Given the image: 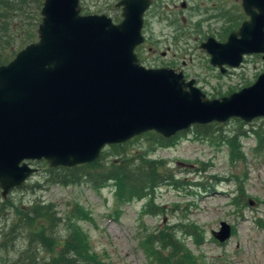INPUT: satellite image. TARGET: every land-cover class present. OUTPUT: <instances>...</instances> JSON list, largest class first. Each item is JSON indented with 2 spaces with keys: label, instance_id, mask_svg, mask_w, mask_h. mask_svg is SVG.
I'll use <instances>...</instances> for the list:
<instances>
[{
  "label": "water",
  "instance_id": "95a60500",
  "mask_svg": "<svg viewBox=\"0 0 264 264\" xmlns=\"http://www.w3.org/2000/svg\"><path fill=\"white\" fill-rule=\"evenodd\" d=\"M150 4L121 0V21L113 23L81 14L79 0L42 1L36 41L0 65L2 198L37 171L27 162L72 167L147 131L170 138L191 125L264 119V72L249 86L208 99L181 72L139 64L133 50L143 42ZM240 7L247 19L225 41L209 37L199 46L221 74L245 55H264V0H240ZM211 235L222 243L230 226L220 222Z\"/></svg>",
  "mask_w": 264,
  "mask_h": 264
},
{
  "label": "rangeland",
  "instance_id": "374dc122",
  "mask_svg": "<svg viewBox=\"0 0 264 264\" xmlns=\"http://www.w3.org/2000/svg\"><path fill=\"white\" fill-rule=\"evenodd\" d=\"M179 1L156 0L152 15L144 19L141 32L144 49L151 47L156 54L141 61L144 67L168 65L179 70L185 79H193L208 99L238 91L264 72L261 55H246L239 67L221 75L198 48L205 37L222 41L233 28L226 21L225 24L207 21L205 13L208 11L203 13L201 7L225 5L238 24L245 17L240 0H188V9L182 14ZM194 2L199 5L195 10ZM79 4L81 14L104 8L101 0H80ZM172 10L175 12L168 15L167 11ZM217 11L213 9L210 13ZM17 18L16 22H22V18ZM198 27L201 31H191ZM16 33L10 31L13 37ZM162 52L165 56L161 59ZM262 123L261 118L249 123L229 119L223 124L212 123L214 125L206 132L191 127L174 136L168 147L156 148L148 155L149 159L163 162L161 168L167 171L171 182L160 183L152 193L124 203L116 202L112 181L101 182L95 188L84 182L65 187L49 184L46 163L27 162L37 171L23 188H15L2 200L8 201L11 208L0 213V238L15 217L13 210L18 207L25 208L30 202L40 201L52 204L58 214H64L74 211L72 207L76 204L82 216L71 212V223L76 222L86 235L88 247L98 256L100 264H155L145 239L159 229L174 230L177 241L195 258L193 264H264V152H251L256 144L253 131ZM144 134L137 136L140 140L135 143L123 145L122 150L133 152L146 145ZM228 141L236 143L239 149L236 153L244 157V162L230 157ZM116 146L104 147L100 158L110 161L117 153L112 148ZM34 185L37 187L33 188ZM239 188L243 192L242 201L237 200ZM148 206L155 212H148ZM219 222L231 227V236L221 244L210 233L218 229ZM175 225L181 226L172 227ZM190 228L200 233L199 239L190 235ZM64 236V227H58L54 237L63 239ZM25 242L24 238H18L12 249L0 250V264L13 263ZM47 262L48 256L38 253L35 264Z\"/></svg>",
  "mask_w": 264,
  "mask_h": 264
},
{
  "label": "trees",
  "instance_id": "16d2710c",
  "mask_svg": "<svg viewBox=\"0 0 264 264\" xmlns=\"http://www.w3.org/2000/svg\"><path fill=\"white\" fill-rule=\"evenodd\" d=\"M42 1L0 0V65L7 63L19 49L35 40ZM17 17L22 18V22H16L17 19L19 20ZM10 31H17V35L11 36ZM213 125H193L192 128L206 132ZM253 134L256 144L251 152L260 154L264 152V123L255 129ZM144 139L147 141L146 145L139 146L133 152L123 151V145L140 140L137 137L112 147L116 149L117 153L108 162L99 157L91 163L70 168L47 167V182L63 187L79 185L84 182L95 188L101 182L112 181L116 202L124 203L133 197H144L146 196L144 193H152L153 188L160 183L172 180L167 171L161 168L163 162L149 159L148 155L156 148L168 147L173 137L165 139L154 132H146ZM228 143L230 157L234 160L237 159L236 161L244 162V157L236 153L239 150L236 143L234 141H228ZM36 187V185L33 186V188ZM242 194L243 192L239 188L237 191L238 201H242ZM0 199V213L6 208H11L8 201H2L1 197ZM28 204L31 205L13 210L15 217L2 232L0 238V250L12 249L18 238L26 240L23 250L18 251L16 260L11 264H35V259L40 252L48 256L47 264H100L98 256L88 247L86 235L76 226V222L71 223V212H74V216H82L76 204L72 207L74 211L64 214H58L50 203L34 201ZM148 212L154 213V208L148 206ZM61 226L64 227L65 236L63 239H57L54 237V233ZM182 228L186 230L185 225ZM190 229V235L199 239L200 233L195 229L193 231L192 228ZM173 231L172 229H159L146 236L145 244L150 247L155 264H193L195 258L177 241ZM185 232L187 233L188 230ZM56 247L58 248L54 252Z\"/></svg>",
  "mask_w": 264,
  "mask_h": 264
},
{
  "label": "flooded vegetation",
  "instance_id": "af4514ba",
  "mask_svg": "<svg viewBox=\"0 0 264 264\" xmlns=\"http://www.w3.org/2000/svg\"><path fill=\"white\" fill-rule=\"evenodd\" d=\"M102 1V4L104 5V8H102L99 12H91V13H89L88 15H104L105 14V16L106 17H108L107 15H112L113 17L112 18H110V17H108V18H110L111 19V21L113 22V23H118L119 21H121V14H122V5H120V6H117V4L121 1V0H101ZM110 1V2H109ZM171 1H173V0H171ZM187 1L188 0H180L179 2V12H181V14L183 13V12H185L187 9H188V5H187ZM109 2V3H108ZM194 6L192 7L194 10L195 9H197L198 7H199V5L197 4V2H194ZM227 4V3H226ZM155 5H156V0H151V4L146 8V10L144 11V13H143V15H142V25H141V29H140V31L142 32L143 31V24H144V19L146 18V17H148V15L150 16V15H152V9L155 7ZM172 5V4H171ZM174 5V4H173ZM172 5V6H173ZM201 9H202V11H203V13L204 12H206V11H208L207 13H205V16H206V20L207 21H212V22H215V23H218V22H220L221 21V23L222 24H225L224 22L226 21V23L230 26V25H232V29L230 30V31H235L236 29H237V27L240 25V23L243 21V20H245L246 18L244 17V18H242L239 22H238V24L236 23V18L234 17V15H232L231 14V10L229 9V10H226L225 9V5H222V6H220V7H218V5H216V6H214V7H210V6H208V7H205V9L203 8V7H201ZM213 9H217L218 11L217 12H215V13H210V12H213ZM241 9V8H240ZM154 10V9H153ZM173 12H175L174 10H172V11H167V14L169 15V14H171V13H173ZM243 15V14H242ZM161 19V18H160ZM221 24V25H222ZM237 24V25H236ZM228 26V27H229ZM187 30H189V29H187ZM174 31H176V30H174ZM190 31V30H189ZM191 31H201V29L198 27V28H194V29H191ZM141 35H142V33H141ZM227 36V35H226ZM143 37V36H142ZM210 36H207V37H205L204 38V40L203 41H200L199 42V45H198V48L200 49V44L201 43H203V42H205L206 41V39L207 38H209ZM212 38V37H211ZM226 38V37H225ZM225 38L222 40V41H224L225 40ZM217 41V40H216ZM222 41H218V42H222ZM143 42H144V38H143ZM143 42L140 44V45H138V46H136L135 48H134V54H135V56H136V58H137V60L139 61V63L142 65V63H141V61L142 60H144L145 59V57L147 56V57H149V56H153V57H155L156 56V54H155V50L153 49V48H151V47H147L146 49H144V44H143ZM200 50H202V49H200ZM165 53L164 52H162V53H160L159 55V57H161V59L165 56L164 55ZM208 63H209V60H208ZM142 66H144V65H142ZM163 67H167V68H172V67H170V66H168V65H166V66H163ZM149 68H162V67H149ZM172 69H174V68H172Z\"/></svg>",
  "mask_w": 264,
  "mask_h": 264
}]
</instances>
